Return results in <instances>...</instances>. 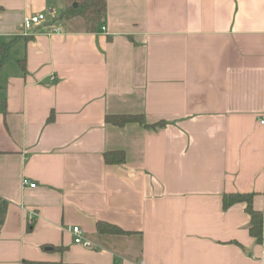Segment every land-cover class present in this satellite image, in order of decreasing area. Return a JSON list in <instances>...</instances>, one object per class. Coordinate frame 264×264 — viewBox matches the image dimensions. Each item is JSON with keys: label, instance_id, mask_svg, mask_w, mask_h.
Returning <instances> with one entry per match:
<instances>
[{"label": "crops", "instance_id": "1", "mask_svg": "<svg viewBox=\"0 0 264 264\" xmlns=\"http://www.w3.org/2000/svg\"><path fill=\"white\" fill-rule=\"evenodd\" d=\"M105 1L0 0V264H264V0Z\"/></svg>", "mask_w": 264, "mask_h": 264}, {"label": "trees", "instance_id": "2", "mask_svg": "<svg viewBox=\"0 0 264 264\" xmlns=\"http://www.w3.org/2000/svg\"><path fill=\"white\" fill-rule=\"evenodd\" d=\"M68 2L67 9L61 14V17L69 19L74 16L81 17L86 28L90 32H94L99 25L100 18L105 14L106 1L105 0H66ZM76 4V7L71 6ZM106 122L122 127L129 123L142 124V117L140 116H107ZM163 123H158L153 126H147L148 128H154L162 126ZM105 162L108 164H121L124 162L123 153H108L104 155ZM236 203H245V211L250 216L249 234L261 241L262 235V215L252 208V195L250 194H230L223 196V208L228 207ZM97 230L103 234H125V232L105 223H98ZM61 250L53 248V250ZM29 264H63V263H29Z\"/></svg>", "mask_w": 264, "mask_h": 264}, {"label": "built area", "instance_id": "3", "mask_svg": "<svg viewBox=\"0 0 264 264\" xmlns=\"http://www.w3.org/2000/svg\"><path fill=\"white\" fill-rule=\"evenodd\" d=\"M45 21V16L43 14H36L30 17H27L23 21V28L24 30H30L34 26H38L42 24ZM102 31H104V28H101ZM56 31V30H55ZM262 123V122H261ZM21 185L23 187H30V188H35L34 183H30L27 179H22ZM72 233H73V243L76 245H81L83 247L89 248L91 246L89 241H86L82 237V231L78 227H73L72 228Z\"/></svg>", "mask_w": 264, "mask_h": 264}, {"label": "water", "instance_id": "4", "mask_svg": "<svg viewBox=\"0 0 264 264\" xmlns=\"http://www.w3.org/2000/svg\"><path fill=\"white\" fill-rule=\"evenodd\" d=\"M73 7H76V4H74Z\"/></svg>", "mask_w": 264, "mask_h": 264}, {"label": "rangeland", "instance_id": "5", "mask_svg": "<svg viewBox=\"0 0 264 264\" xmlns=\"http://www.w3.org/2000/svg\"><path fill=\"white\" fill-rule=\"evenodd\" d=\"M74 4H71V6H73Z\"/></svg>", "mask_w": 264, "mask_h": 264}]
</instances>
